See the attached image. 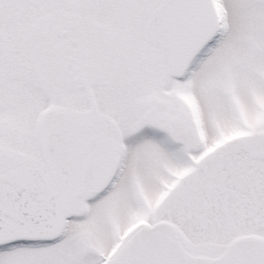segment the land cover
Here are the masks:
<instances>
[{
	"label": "snow or ice",
	"instance_id": "snow-or-ice-1",
	"mask_svg": "<svg viewBox=\"0 0 264 264\" xmlns=\"http://www.w3.org/2000/svg\"><path fill=\"white\" fill-rule=\"evenodd\" d=\"M0 264H264V0H0Z\"/></svg>",
	"mask_w": 264,
	"mask_h": 264
}]
</instances>
